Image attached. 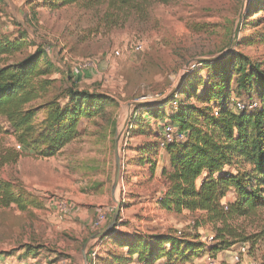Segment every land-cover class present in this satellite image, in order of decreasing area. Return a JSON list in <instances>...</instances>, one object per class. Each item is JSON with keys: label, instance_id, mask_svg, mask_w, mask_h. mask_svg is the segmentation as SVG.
Segmentation results:
<instances>
[{"label": "rangeland", "instance_id": "obj_1", "mask_svg": "<svg viewBox=\"0 0 264 264\" xmlns=\"http://www.w3.org/2000/svg\"><path fill=\"white\" fill-rule=\"evenodd\" d=\"M45 1L0 0V34L26 43L7 63L19 62L38 49H50L40 65L48 69L50 64L56 70L47 76L52 81L47 99H58L64 106L66 91L75 87L104 95L110 104L95 118L81 120L79 135L54 159L17 151L16 137L0 119V180L25 189L34 200L26 211L16 206L0 208V254L32 245L41 248L33 256L39 264H146L138 257L118 263L115 257L129 260L120 246L101 243L103 238L90 240L116 225L131 236H198L202 243L213 245L205 238L218 235L217 230L223 228L220 222H206L201 212H168L158 207L166 191L162 173L170 170L169 156L166 151L147 154L141 163V154L136 152L155 147L165 121H146L140 107L175 95L187 73L202 60L237 52L264 68V11L249 17L252 0H177L154 5L144 21L133 16L123 26L109 29L104 6L53 10L44 6ZM132 43L143 49L131 52ZM117 51L120 57L114 56ZM87 63L95 64L80 68ZM207 76L206 70L199 72V77ZM232 87L236 89L234 81ZM238 100L250 101L233 94L232 106ZM180 104L202 107L197 99L177 95L168 113L176 112ZM11 156H17V161L2 164L3 158ZM117 159L121 180L113 191ZM50 199L72 203L76 213L60 219ZM104 209L109 219L102 230H94L92 224ZM229 225L249 242L242 245L241 239L215 257L206 252L188 260L175 259L172 264H211L213 259L217 264H264V239H254L264 227V209ZM243 246L247 252L235 263L234 254ZM95 250L98 259L91 257Z\"/></svg>", "mask_w": 264, "mask_h": 264}, {"label": "trees", "instance_id": "obj_2", "mask_svg": "<svg viewBox=\"0 0 264 264\" xmlns=\"http://www.w3.org/2000/svg\"><path fill=\"white\" fill-rule=\"evenodd\" d=\"M177 0H46L44 6L53 10L82 5L87 10L105 7L104 22L109 29L123 26L131 17L144 21L156 4H171ZM264 11V0H252L247 15ZM26 46L22 40L12 41L0 34V119L9 125L18 144L40 159L60 155L78 135L81 120H91L100 114L110 101L100 94L71 87L66 91L67 104L58 99H47L52 81L47 79L56 70L40 67L46 50L38 49L33 55L16 62L7 58ZM3 63V64H2ZM2 64V65H1ZM207 71L206 78L197 70ZM73 78V77H72ZM70 77V80L73 81ZM236 89L233 90L232 84ZM199 82V83H198ZM203 88L201 93L199 89ZM246 96L257 103L255 110L237 111L231 107L232 95ZM177 95L189 101L197 99L202 107L180 104L171 114ZM143 118L165 121L188 135L183 142L166 148L170 170H163L166 191L158 207L168 212L188 211L205 213L206 222H220L213 245L190 236H133L117 230L108 231L101 241L120 246L129 257L114 258L118 263L132 262L135 257L146 264L166 260L200 256L206 252L216 256L220 250H229L235 242L250 239L242 237L229 222L264 209V68L252 63L237 52L219 60H202L187 73L185 81L172 97L155 103L141 105ZM167 118V119H166ZM136 121H142L136 119ZM144 121V120H143ZM160 140L163 126L159 128ZM160 141L154 148H144L136 153L157 155ZM17 156L3 158L2 164L17 161ZM154 166H152L153 168ZM34 205L33 197L12 182L0 180V208L16 206L21 211ZM225 206L228 210H225ZM235 241H230V240ZM254 239H264V227ZM41 248L25 246L18 252L1 253L0 260L19 253V259L28 260ZM98 259V257H97Z\"/></svg>", "mask_w": 264, "mask_h": 264}, {"label": "built area", "instance_id": "obj_3", "mask_svg": "<svg viewBox=\"0 0 264 264\" xmlns=\"http://www.w3.org/2000/svg\"><path fill=\"white\" fill-rule=\"evenodd\" d=\"M143 49V46L141 44H135L132 43L129 47V50L131 52H139ZM46 52L50 54L51 50L47 49ZM114 56L120 57L121 52L117 51L114 53ZM95 63H87L83 66H80V68L87 67L89 65H94ZM234 107L237 111H244V110H255L257 108V103L254 102H249V103H244L242 101H234ZM163 132H162V138L160 140V149L161 151H166V148L168 145L173 144L175 142H183L186 140L187 133L186 132H181L178 128L175 126L169 124L168 122L164 123L163 125ZM17 151L23 152V148L21 145L17 144L16 145ZM49 205L55 207L56 211L58 212V216L60 219H67L68 217L73 216L76 213L75 206L72 203H69L68 201H57L55 202L54 199H50ZM225 210H228V207L225 206ZM109 219V212L104 209L101 213L98 214L97 219L95 222L92 224V228L94 230H102L103 226L106 224V222ZM205 241L207 244L213 243L214 237L209 236L205 238ZM247 252V248L243 246L239 252L234 254V262L235 263H240L241 261V256L245 255ZM93 259L97 257V250H95L92 253L91 256ZM211 264H217V262L213 259L211 261Z\"/></svg>", "mask_w": 264, "mask_h": 264}, {"label": "water", "instance_id": "obj_4", "mask_svg": "<svg viewBox=\"0 0 264 264\" xmlns=\"http://www.w3.org/2000/svg\"><path fill=\"white\" fill-rule=\"evenodd\" d=\"M212 60H219L218 58L217 59H212ZM120 164H119V161L117 159V168H116V174H115V180H114V185H113V191H115L117 189V186L119 185L120 183ZM115 220V219H114ZM115 222V221H114ZM114 224V223H113ZM112 228L114 227H110L107 231H105L104 233H99L97 235H94L90 238V240H95V239H98V238H104L106 237L107 233L109 230H111ZM89 242V241H88ZM88 243H86L84 245V248L87 246Z\"/></svg>", "mask_w": 264, "mask_h": 264}, {"label": "crops", "instance_id": "obj_5", "mask_svg": "<svg viewBox=\"0 0 264 264\" xmlns=\"http://www.w3.org/2000/svg\"><path fill=\"white\" fill-rule=\"evenodd\" d=\"M55 158V157H54ZM54 158H51V159H54ZM39 260L38 258L36 257H31L29 258L28 260H24V259H16L15 257H11V258H3L0 260V264H39L37 261ZM43 264H47V263H43Z\"/></svg>", "mask_w": 264, "mask_h": 264}]
</instances>
